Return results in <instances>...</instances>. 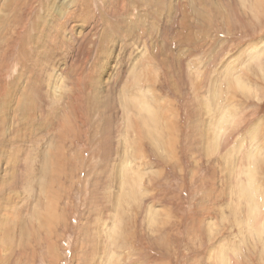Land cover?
Masks as SVG:
<instances>
[{
    "label": "rangeland",
    "instance_id": "1",
    "mask_svg": "<svg viewBox=\"0 0 264 264\" xmlns=\"http://www.w3.org/2000/svg\"><path fill=\"white\" fill-rule=\"evenodd\" d=\"M201 1L0 0V264H264V0Z\"/></svg>",
    "mask_w": 264,
    "mask_h": 264
},
{
    "label": "bare ground",
    "instance_id": "2",
    "mask_svg": "<svg viewBox=\"0 0 264 264\" xmlns=\"http://www.w3.org/2000/svg\"><path fill=\"white\" fill-rule=\"evenodd\" d=\"M198 1V0H197ZM199 1H201V0H199ZM206 0H204V2H205ZM196 2V1H195ZM197 3V2H196ZM200 3H202V1L200 2ZM208 4V3H207ZM196 6V5H195ZM83 10V9H82ZM204 11H206V10H204ZM204 11L203 10H201V9H199V10H197V11H194V15H199L200 13H204ZM209 12V11H208ZM208 16H209V14H208ZM197 17V16H196ZM197 19V18H196ZM195 19V20H196ZM198 19H199V16H198ZM197 19V20H198ZM206 19V18H205ZM210 19V18H209ZM196 20V21H197ZM184 21V20H183ZM207 21V20H206ZM2 22V21H1ZM198 22V21H197ZM199 22H200V20H199ZM198 24V23H197ZM205 24H207V26L206 27H208V25H209V20L205 23ZM202 26V25H201ZM195 27V26H194ZM205 27V26H204ZM164 36V35H163ZM188 37L187 38H184V40L182 41V43H187L188 44V42H190V40H191V38H190V36L189 35H187ZM181 44V43H180ZM159 51L157 50V51H155V52H152V55L153 56H155V57H158L157 59H158V65L160 66V67H164L166 64H168L169 65V63H171L172 62V59L174 60L175 58H176V63L179 65V67L180 68H183V63H184V60L186 61L187 59H188V56L186 55V54H179L178 56H176V55H174V54H171V55H167V54H169L168 53V51H166L165 52V56H163L164 54H162V56L163 57H161L160 56V52L158 53ZM156 53H158V54H156ZM185 56V57H184ZM187 56V57H186ZM154 57V58H155ZM156 59V58H155ZM184 59V60H183ZM157 61V60H156ZM175 61V60H174ZM187 62V61H186ZM168 67V66H167ZM77 75V74H76ZM169 75V74H168ZM138 76V75H137ZM167 76V75H166ZM87 77H89L90 78V76H88L87 75ZM80 81V74H78V78H77V81L76 82H79ZM86 82V81H85ZM2 84V83H1ZM3 85V84H2ZM86 85H87V83H86ZM74 89V88H73ZM83 89H84V91H85V87L83 86ZM1 94L3 95V94H5L6 93V88L4 87V86H1ZM5 92V93H4ZM121 92H123V91H121ZM25 93V92H24ZM124 95V94H123ZM98 96V95H97ZM21 97H23V98H26L25 97V94L23 95V96H21ZM20 97V98H21ZM61 100L63 99V101L65 102V103H67V101H69L70 102V100L72 101L71 103L73 104L74 103V101H73V98H69V96L67 97V98H60ZM94 99V98H93ZM127 98H125L124 99V102L123 101H121V102H123V104L128 108L129 106V102L126 100ZM21 100V99H20ZM102 100V99H101ZM17 102H20L18 99L16 100ZM21 101H23V100H21ZM58 101V100H57ZM56 101V99H55V101H53V103H55V104H57V106L59 105V107H60V104L62 105V103H63V101L62 102H57ZM98 101V100H97ZM28 102V101H27ZM99 102V101H98ZM100 103V102H99ZM102 103V102H101ZM23 104V103H22ZM53 105V104H52ZM51 105V106H52ZM65 105V104H64ZM74 105H75V103H74ZM50 106V105H49ZM160 106V105H159ZM18 109H20L21 108V104H18ZM54 107V106H53ZM53 107H51V111H53V110H55ZM74 107H76V106H74ZM78 107V106H77ZM1 108V107H0ZM3 108H5V107H3ZM13 108V107H12ZM158 108V107H157ZM4 110V109H3ZM10 110V109H9ZM8 110V111H9ZM12 110H14V109H12ZM130 110V109H129ZM6 111V110H5ZM22 111V110H21ZM26 112H21L22 114H24V117H26L27 116V118H31V115H29L28 114V112H29V108H27V110H25ZM123 111V110H122ZM12 112V111H11ZM15 113V112H14ZM26 113H27V115H26ZM31 120V119H30ZM25 121H26V119H25ZM26 123V122H25ZM37 124H39V123H37ZM168 124V123H167ZM4 127V126H3ZM53 127V126H52ZM50 128V129H53V128ZM167 129H168V127H167ZM35 130V129H34ZM25 132V131H24ZM34 133V132H33ZM30 134H31V132H30ZM49 133H47V135H48ZM2 135V134H1ZM46 135V136H47ZM35 135H31V137H33V139L31 138V137H29L28 139V141H32V140H36L35 141V143H34V145H37V144H39L38 143V141L40 140V139H38L37 140V138H39V137H37V136H35ZM43 138V137H42ZM42 140H44V139H42ZM41 141V140H40ZM58 141H59V138H58ZM46 142L47 143H49L50 144V139H46ZM33 143V142H32ZM41 143V142H40ZM46 143V144H47ZM31 144V143H30ZM11 145V144H10ZM30 146V145H29ZM33 146V145H32ZM38 146V145H37ZM48 146H51V145H48ZM52 149V150H51ZM13 151V150H12ZM55 152V153H54ZM10 153L12 154V152L10 151V152H6L5 153V155L7 156V157H10ZM20 153V152H19ZM29 153V150L27 149V153L26 154H28ZM15 155H18V153H16ZM30 155V154H29ZM58 155L60 156V152L59 151H55L54 150V148L52 147V148H49L48 150H43V152L41 153V155H40V157H42V158H40V163H41V165H43V166H49V164H51V167H53V165H52V163L54 164V161L57 163V168H56V173H59L60 171H61V164L62 163H60L61 161H59L58 160ZM167 155V154H166ZM22 156V155H21ZM23 157V156H22ZM19 161H21L20 160V158H19V156H18V158H17ZM5 161V160H4ZM7 161V160H6ZM35 160H32L31 161V163L30 164H32L33 162H34ZM7 162H9V161H7ZM10 163V162H9ZM20 163V162H19ZM64 163V162H63ZM2 164H4V163H2ZM22 164H23V166H21V169H19V172H21V170H22V168H23V170H24V172H25V174L26 175H24L23 176V178L22 179H20L19 180V182L17 183V184H13L12 185V189H13V191L15 192V190H17V189H22L24 186H26L25 185V183H24V180H25V178L26 177H31V173H29L30 172V169H29V166L26 164L25 165V168H24V159H23V162H22ZM4 165H6V164H4ZM40 165V166H41ZM16 166H17V164L16 163H10V167L8 166V170H7V172H5L4 173V175H3V179H2V181L5 179V177H6V174L8 175V179L6 180V181H4L3 183L0 181V189H2V188H4L5 186H6V184H7V182H8V180H10L9 182H13L12 181V177L10 178V175L12 174V172L13 171H17V169H16ZM32 166V165H31ZM63 166V165H62ZM50 166H49V168H51ZM71 167V166H70ZM37 168V167H36ZM22 170V171H23ZM49 170V169H48ZM118 170H119V165H118ZM6 171V170H5ZM18 172V171H17ZM54 173H55V168H54V171H53ZM22 173V172H21ZM62 173V172H61ZM23 175V174H22ZM21 175V176H22ZM41 175V174H40ZM25 177V178H24ZM35 178V177H34ZM41 178H43V176H41ZM52 178V177H51ZM32 179H33V177H32ZM53 180V179H52ZM55 181V180H54ZM10 183V184H11ZM10 184H7V186L8 185H10ZM55 184V183H54ZM53 184V185H54ZM39 185V184H38ZM38 185H36V186H38ZM41 186V185H40ZM43 186V185H42ZM41 186V187H42ZM58 186V185H57ZM52 187V186H51ZM38 188V187H37ZM11 189V190H12ZM18 191V190H17ZM38 191V190H37ZM36 191V192H37ZM26 192H28V191H26ZM40 192V191H39ZM44 192V191H43ZM57 193H58V190H57V192H55V191H51V193H50V196H48V197H46L45 196V199H46V201H47V205H45V207H44V211H46L50 216H51V218H50V216H48V215H46L45 213H42L41 211H40V207H39V205H41L40 203L41 202H38V201H36L35 202V209H36V212H37V214H38V216H39V218H40V225H41V228L42 227H44V226H47L48 228H52L53 227V225H54V222H55V220H54V213H55V209L57 208L55 205L56 204H54L56 201L55 200H57L58 199V196H57ZM17 194V193H16ZM40 194H41V192H40ZM42 195V194H41ZM44 195V194H43ZM42 195V196H43ZM4 196L5 195H3V194H0V211L1 212H4V213H6L7 215L5 216V217H7V218H11V216L14 214V212H15V210H17V211H20V213L22 214V213H25V212H27L28 210H27V205H26V203H27V201H25L24 203H23V207H20L19 205H21V202L23 201V200H19L18 198H16V197H13L12 198V196H10L9 198H7V199H5L4 198ZM9 196V195H8ZM21 197V196H20ZM23 197V196H22ZM30 197V196H29ZM41 197V196H40ZM34 198V197H33ZM35 199V198H34ZM43 199V198H42ZM35 200H37V199H35ZM34 200V201H35ZM17 205H18V207H17ZM17 207V208H16ZM43 209V208H42ZM32 212H34V211H32ZM31 212V213H32ZM19 213V212H18ZM17 213V214H18ZM35 213V212H34ZM36 214V213H35ZM57 215V214H56ZM36 216V215H35ZM46 216V218H44ZM37 217V216H36ZM36 217H32V218H36ZM29 220H30V218H29ZM33 220V219H32ZM12 221V220H11ZM24 221V220H23ZM59 221V220H58ZM114 221V220H113ZM57 224V223H56ZM19 225V224H18ZM39 225V224H38ZM35 227V226H34ZM39 227V226H38ZM30 229H32V228H30ZM35 229V228H34ZM37 230H38V228H36ZM30 231H32V230H30ZM48 233H49V231H47ZM20 233L22 234V235H25V233H24V231H23V229H21L20 230ZM24 233V234H23ZM35 233V232H34ZM38 233V232H37ZM40 233V232H39ZM47 233V234H48ZM32 234V233H31ZM46 233H45V236L43 237V235H42V237L41 238H39L38 239V241H45V242H47L48 240V236L46 237V235H47ZM50 234H51V236H52V233L50 232ZM19 235V234H18ZM40 235V234H39ZM39 237V236H38ZM100 237V236H99ZM7 239V238H6ZM1 240V239H0ZM3 243V242H2ZM5 244V243H4ZM9 245V244H8ZM20 246V245H19ZM8 247V246H7ZM4 248H5V245H4ZM9 248V247H8ZM10 249V248H9ZM6 250H7V252H8V249L6 248ZM11 251V250H10ZM9 251V252H10ZM3 252V251H2ZM6 252V253H7ZM52 252V251H51ZM9 254V253H8ZM8 256H10V255H8ZM17 259V258H16ZM8 260H9V258H8Z\"/></svg>",
    "mask_w": 264,
    "mask_h": 264
}]
</instances>
